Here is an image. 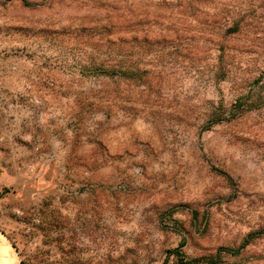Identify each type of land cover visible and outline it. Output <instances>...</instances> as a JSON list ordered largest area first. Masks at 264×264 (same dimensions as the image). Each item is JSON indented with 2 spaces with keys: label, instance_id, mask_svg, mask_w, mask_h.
Wrapping results in <instances>:
<instances>
[{
  "label": "rangeland",
  "instance_id": "1",
  "mask_svg": "<svg viewBox=\"0 0 264 264\" xmlns=\"http://www.w3.org/2000/svg\"><path fill=\"white\" fill-rule=\"evenodd\" d=\"M0 106L41 163L9 192L31 215L0 213L12 264H179L264 229V0H0Z\"/></svg>",
  "mask_w": 264,
  "mask_h": 264
},
{
  "label": "crops",
  "instance_id": "2",
  "mask_svg": "<svg viewBox=\"0 0 264 264\" xmlns=\"http://www.w3.org/2000/svg\"><path fill=\"white\" fill-rule=\"evenodd\" d=\"M0 117V213L12 215L19 213L23 208L22 212L30 216L33 212L31 204L26 205L22 200H27L25 190H16V195L10 193L16 189L15 181L23 179V176L32 174L33 171H38L41 163L38 161L36 151L34 154L33 137L29 134H23L26 125L23 117H20L17 112L5 110L2 106H0ZM3 191H7V193L3 194ZM15 196L18 198H13ZM21 200L25 203V207L20 204ZM68 204L74 205L72 201ZM27 208L30 209L29 213ZM28 231H30L29 227ZM25 246L28 250L32 249L33 240L30 237Z\"/></svg>",
  "mask_w": 264,
  "mask_h": 264
},
{
  "label": "trees",
  "instance_id": "3",
  "mask_svg": "<svg viewBox=\"0 0 264 264\" xmlns=\"http://www.w3.org/2000/svg\"><path fill=\"white\" fill-rule=\"evenodd\" d=\"M26 6L31 7L32 5L28 2L24 3ZM234 32H237V30H234ZM264 237V229L251 232L249 235L245 238L244 242L241 244V246L238 249H228V248H222L218 251L217 256L213 257H200L196 259H189L187 258L181 251V247L176 248L174 250L169 251L171 255H175L178 257V263L179 264H221L222 263V257H225L227 255L230 256H237L240 254L241 250L248 247L253 243L254 240Z\"/></svg>",
  "mask_w": 264,
  "mask_h": 264
},
{
  "label": "bare ground",
  "instance_id": "4",
  "mask_svg": "<svg viewBox=\"0 0 264 264\" xmlns=\"http://www.w3.org/2000/svg\"><path fill=\"white\" fill-rule=\"evenodd\" d=\"M0 264H12V261L9 259V257L6 255V253H3L0 247Z\"/></svg>",
  "mask_w": 264,
  "mask_h": 264
}]
</instances>
